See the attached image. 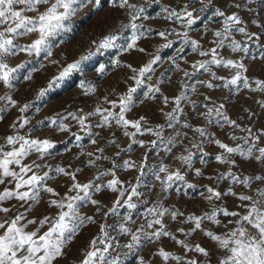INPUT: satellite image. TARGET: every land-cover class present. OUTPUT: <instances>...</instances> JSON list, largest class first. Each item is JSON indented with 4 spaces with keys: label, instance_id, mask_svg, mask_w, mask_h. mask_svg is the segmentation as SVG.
Returning a JSON list of instances; mask_svg holds the SVG:
<instances>
[{
    "label": "rangeland",
    "instance_id": "1",
    "mask_svg": "<svg viewBox=\"0 0 264 264\" xmlns=\"http://www.w3.org/2000/svg\"><path fill=\"white\" fill-rule=\"evenodd\" d=\"M51 2L53 0H49ZM128 3L135 9L120 8L118 0H100L99 6L95 0H78L74 5L77 12L64 21L66 30L48 38L50 56L19 51L38 38L37 33L14 38L15 54L6 56L4 62L11 68L23 66L13 74L15 79L11 81V87L0 81V97H5L0 99V158L4 152L20 146L19 142L9 145L8 136L47 139L53 147L46 154L30 151L21 164L31 166L32 171L41 176L47 172L44 186L52 188L57 195L41 188L35 202L14 197L0 201V209H8L7 212L0 211V223L22 215L19 224L24 226L25 232H37L39 236L48 231L52 219L60 211L49 202L59 201L65 194L77 195L76 191L69 192L73 183L71 177L55 171L60 167L74 174L80 184L91 181L106 185L116 178L121 182L117 187L122 188L124 195L102 187L99 192L93 191L91 196L98 204L78 202L79 215L92 217V222L84 223L63 246L62 254L53 264H82L87 252L92 250L91 241L94 239L97 240L96 247L103 250L105 245L97 239L104 235L100 231L102 224L105 225L107 239L111 241L105 256L108 260H115L116 264H187L190 260L197 261V264H219L227 253L205 232L224 235L235 227L229 221L234 222L237 217H226L217 212L219 224L204 219L199 229H195L194 221H189L188 217H203L214 208L243 214L244 205L250 202H242L238 196L258 198V190H264V179H254L256 176L264 177V159H255L259 148H264V89L261 88L264 85V0H211V3L209 0H128ZM21 7L16 6L17 10ZM46 7L40 5L38 10L44 11ZM185 8L193 13L192 25H187L186 16L180 20L175 17L166 19L169 11L181 12ZM217 9L226 16L237 15L241 23L235 28H245V33L233 28L220 48L216 47L220 38L214 33L223 32L224 24L223 17L214 15ZM24 14L29 17L35 15L33 12ZM134 14L137 15L135 20L132 19ZM131 23L140 25L139 31L144 35L137 39L133 48L128 49L132 30L125 25ZM9 24L0 25V31ZM159 32H164L165 36H159ZM106 36L115 37L113 46L99 48V43ZM186 38L189 43H185ZM191 40L197 41L196 51L192 50ZM233 40L240 44L241 49L247 50L233 52L229 47ZM169 42L171 47H164ZM214 48L218 59H231L244 65L242 79L236 86H224L235 74L234 68L208 64V71H197L194 67L211 60V49ZM200 52L208 54L200 55ZM157 56L159 59L152 65V70L145 76H139V69ZM81 57L87 59L81 60ZM78 60L79 69L49 89V82L58 77L69 63ZM213 73L223 79L214 78ZM26 76L30 78L25 79ZM136 79H140L142 85L133 94L132 104L124 115L129 121H140L142 131L135 136H126L125 131L133 133L135 129L117 125L114 117H109L108 123L104 124L103 117L109 112L119 113L120 99L130 88L137 87ZM244 79H247L248 87H244ZM208 83L213 87H207ZM149 87L159 90L145 95ZM42 89L46 90L45 95L40 96ZM179 96L186 99L177 105L176 97ZM8 97L15 101L14 105ZM26 104L29 107L20 112ZM176 108L179 110L173 112ZM209 109L212 110L211 115H208ZM217 109L235 124L229 125L223 117L216 116ZM168 113L176 119L170 122ZM69 114L84 116L85 127ZM24 120L27 123H23ZM53 120L57 125H67V130L61 131L52 124ZM197 128L205 131L207 139L195 131ZM157 131L160 132L159 137L154 134ZM244 138H247V143ZM170 139L172 143H168ZM215 140L230 147L239 145L245 151L252 147V156L244 158L238 153L226 154ZM189 153L192 154L191 167L178 159ZM222 154L234 163H220L215 159ZM125 161L132 166L125 167ZM161 166L167 167L168 173L179 171L184 180L167 187L163 181L168 173L159 172ZM19 167L9 165L10 170L17 172ZM197 169L200 175L196 174ZM104 172L108 175L101 176L100 173ZM229 172L240 181L245 177L253 179L245 187L227 175ZM157 173L160 179H157ZM31 174L27 173L25 178ZM222 174L223 178H220ZM2 179L0 192L16 190V182L11 177ZM133 187L139 195L131 199L136 208L129 209L123 202L128 200ZM208 187L220 192V198L206 199ZM117 199L120 204L114 211H109ZM148 208L167 209L168 212L163 217H155L146 213ZM172 212L177 213L175 219ZM129 214L130 219L126 220ZM45 217L49 222L41 226L39 221ZM156 218L161 219L171 236L141 239L129 248L133 233L143 236V233L159 228V225L151 229L147 227V221ZM121 224L129 229L128 233L120 232ZM2 233L3 229H0ZM172 237L182 243L177 244ZM197 245L203 247L208 255L196 252ZM161 249L182 259L177 262L170 257L165 261L158 255Z\"/></svg>",
    "mask_w": 264,
    "mask_h": 264
},
{
    "label": "snow or ice",
    "instance_id": "2",
    "mask_svg": "<svg viewBox=\"0 0 264 264\" xmlns=\"http://www.w3.org/2000/svg\"><path fill=\"white\" fill-rule=\"evenodd\" d=\"M78 0H53V2L49 3V0H0V25L9 24V26L5 27L3 31H0V81H2L6 86L11 87V81L15 79L14 73L18 70V68L23 65H18L17 68H11L5 63V57L9 55H14V49H16V45L14 44V38L17 36H24L28 33H37L38 38L32 40V42L26 47L19 48V51H25L28 54L35 53L39 56L41 53H46L47 56L51 55L50 45L48 43V38L58 34L61 30H66L64 21L68 20L72 15L77 12V8L74 7L77 4ZM211 3V0H209ZM95 4L97 6L100 5V0H95ZM21 5L19 10H17L16 6ZM47 5L44 11H39L38 6ZM118 6L120 8H129L135 9L134 5L128 3V0H118ZM239 7V5H237ZM187 8V6H186ZM186 8L181 12L169 11L166 19L171 20L175 17L177 20L182 19L183 17H187V25H192L194 23L193 13L188 12ZM165 11H168L165 9ZM25 12H33L34 16H26ZM215 16L223 17V32L217 31L214 35L219 39L216 47H223L225 39L231 35V31L235 28L236 25L241 23L239 17L235 14L225 15L223 11L217 9L214 12ZM137 15L134 14L132 19L135 20ZM125 27H130L132 30V35L129 38V43L127 44V48L131 49L135 46L136 41L139 37L143 36L144 33L140 32V25L136 23H131L129 25H125ZM236 31L240 33H245L244 27L235 28ZM159 36L164 37V32H159ZM114 36H106L98 45L99 48H108L113 46ZM185 43H189L187 38L185 39ZM190 45L193 51L197 50V41L191 40ZM164 47H171V42L164 45ZM229 47L233 52L247 49H241L239 43L235 40L229 44ZM126 50V49H125ZM143 51V49H140ZM213 53L211 60L205 61L203 63H199L198 65H194L197 71L203 69L204 71H208V64L214 65H223L226 68H234L236 69L235 74L232 76L230 80H227L224 84L225 87L229 85L236 86L238 81L242 79L241 70L244 69V65L242 63L235 62L231 59H218L216 56V49H211ZM206 52H200V55H207ZM87 59V57H81V60ZM159 57L157 56L155 59L151 60L148 64L141 67L139 69V76H145L146 73L152 70V65L157 62ZM80 61H76L74 63H69L63 71L60 72L58 77L53 78L52 81L49 82V89L53 86H58V81L63 80L74 70L79 69ZM135 72L136 70L133 69ZM187 75V74H186ZM216 79H223L222 77H215ZM30 77L26 76L25 79ZM259 84V82H257ZM244 87H248L247 79L243 80ZM137 87L130 88L128 90L127 95L121 97L120 99V110L118 114H113L111 112L108 115L103 117L104 124H107L109 121V117H114L116 124L127 129L129 126L135 129V132L129 133L125 131L126 136H135L136 133H140L142 131L140 121H129L125 118V112L128 111L129 106L133 101V94L137 92V88L142 85V81L140 79H136ZM207 87L211 88L213 85L211 83L207 84ZM261 88L264 89V85H261ZM158 91L159 89H153L149 87L148 91L145 95H148L152 91ZM44 89H42L39 93L40 96L45 95ZM0 99H5V97H0ZM10 103L13 105L15 101H12L10 97H8ZM186 99L184 96L176 97V103L179 104L180 100ZM115 106V105H114ZM29 105H24V107L20 108V112L26 111ZM223 107V105H221ZM179 109H173V112L178 111ZM100 112V109L96 110ZM212 114V110L209 109L208 115ZM73 119H77L79 124L82 127H85V117L80 116L76 117L73 114ZM169 121H173L176 117L172 113H168ZM216 116L223 117L224 121L229 125H234L235 122L228 119L219 109L216 110ZM143 119V118H141ZM23 123H27V120H24ZM23 123L21 127H23ZM53 125H57V121H52ZM58 128L61 131L67 130V125L63 123H59ZM171 126V123H169ZM186 127L188 125H185ZM146 131H152L151 129H146ZM196 132L200 134L201 137H205L207 139L205 131L201 128L195 129ZM250 131V130H249ZM158 137L160 136V132L157 131L154 133ZM236 139V137H232ZM77 140L80 139L79 136L76 137ZM245 139V143H247V138ZM257 139H259L257 137ZM19 142V148H13L11 151H7L3 153V158H0V183L3 182V177H11L15 183L16 190H8L5 189L3 192H0V201H5L10 198H16L20 201H28L31 200L33 202L38 200V193L43 188L44 191L52 193L53 195H57L54 190L50 187L44 186V181L48 178V173L45 172L42 176L36 174V172L32 171V167L28 165H22L21 161L24 157H26L30 151H36L41 155H44L48 152L49 149L53 147V144L50 143L47 139L45 140H34V139H25L22 136H8L7 143L9 145H13ZM135 143V141H133ZM95 143V140L92 141ZM154 143V142H153ZM168 143H172L170 139ZM215 143L218 145L220 149L224 150L226 154H236L238 153L241 157L248 158L252 156L253 148L248 147L245 151L239 145L236 147H230L225 143H222L219 140H215ZM196 147V145H193ZM202 151V149H201ZM89 155H92L89 153ZM206 155V154H205ZM181 161L191 167L192 154L189 153L187 156L178 157ZM217 161L220 163H234V161H230L228 156L226 155H217L215 157ZM257 161L264 159V148H259V155L255 157ZM203 162V159H202ZM9 165H18L19 172L10 170ZM125 167H131L128 161L124 162ZM37 168L40 165H36ZM57 173H62L64 175H69L73 181L71 187L69 188V192L76 191L77 195L68 196L65 194L64 198L61 200H51L49 203L52 206L60 209L58 214L54 219H52L48 231L44 232L43 235H37V232H25L24 226H20L19 222L23 218L22 215H17L11 221H5L0 223V229H3V233L0 234V264H53V261L62 254L63 246L72 239L73 236L76 235L78 230L84 225V223L92 222V217H82L78 213V202L90 201L93 205L98 204V201L91 199L92 192H99L102 187H105L113 192L119 191L120 196L124 195V191L122 188H118L117 186L121 184V182L113 178L107 182L106 185L93 184V182L80 184L76 182V177L72 173H68L64 168L57 167L55 169ZM32 172L30 176H25L27 173ZM159 172L168 173V169L165 166H161L159 168ZM23 174V175H22ZM196 174L200 175L199 169L196 170ZM101 176L108 175L107 172L100 173ZM113 177H115V173H112ZM227 175L231 176L232 179L238 183H243L245 187L249 186L250 180L253 178L245 177L243 181H240L238 177L234 176L232 173H228ZM220 178H223V174ZM157 179H160L159 173H157ZM256 180L264 179V177L256 176L254 177ZM184 176L181 175L179 171L174 173H168L166 178L164 179V183L167 187H171L172 183L175 181H183ZM21 188H27L26 191H19ZM207 192L209 195L206 197L209 201L213 198L219 199L221 193L214 190L212 187L207 188ZM83 193V195H80ZM136 188L133 187L131 193L129 194L128 200H125L123 203L129 209H135L136 204L131 202L133 196H138ZM238 199L240 201H249L250 203L244 205L245 212L243 214L234 211H228L224 208L216 209L208 214L206 213L203 217L198 216H189V221H194L195 229H199L201 227V223L204 219L210 220L216 224H219L220 221L216 219L217 212L222 213L224 216H232L237 217V219L233 221H229V223H234L235 227L230 229L224 235H216L212 232H205L210 239L217 242L218 247L226 251L227 255L220 259L219 264H264V190H258V198H253L248 195H239ZM120 204L119 199L113 204V207L109 209V211H114L115 208ZM66 209V210H65ZM0 211L7 212L8 209H0ZM168 212L167 209L160 210L159 208H148L146 209V213L153 215L155 217H163ZM107 215V213H105ZM173 219L177 216L176 212L171 213ZM126 220L130 219L129 216L125 217ZM49 222V218L45 217L40 220L39 223L43 226L45 223ZM28 223H34V221H28ZM154 225H159V228L155 229L151 233H143V236L137 235L135 233L131 236V241L128 245L131 248L134 244L138 243L141 239H159L161 236H171V233L164 229V225L161 219L156 218L154 220L147 221V227L153 228ZM144 226H141V229ZM138 229L137 231H141ZM194 229V230H195ZM101 233H104L103 236L98 237L99 242L104 244L103 250L96 247L97 240L94 239L91 241L92 250L88 251L82 264H97V261L100 264H116L115 260H108L105 256V253L109 251V247H111V241L107 239V234L105 231V225H100ZM180 231H183L180 229ZM120 232L128 233L129 229L126 228L123 224L120 225ZM175 240V237H172ZM177 244H181L182 242L179 240H175ZM186 247V246H185ZM198 253H202L205 256L208 255L206 250L197 245L194 249ZM160 257H162L165 261H167L170 257L177 262H179L182 258L178 256H172L171 253L161 249L158 253ZM187 264H197V261L190 260Z\"/></svg>",
    "mask_w": 264,
    "mask_h": 264
}]
</instances>
